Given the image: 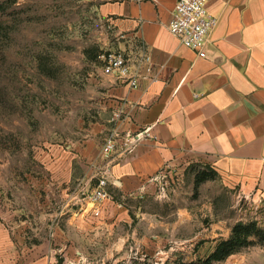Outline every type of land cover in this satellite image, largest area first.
Listing matches in <instances>:
<instances>
[{
	"label": "rangeland",
	"instance_id": "1",
	"mask_svg": "<svg viewBox=\"0 0 264 264\" xmlns=\"http://www.w3.org/2000/svg\"><path fill=\"white\" fill-rule=\"evenodd\" d=\"M100 3L0 0V264H204L253 221L263 234L211 264H264L263 202L206 162L139 189L110 178L93 213L117 50Z\"/></svg>",
	"mask_w": 264,
	"mask_h": 264
},
{
	"label": "crops",
	"instance_id": "2",
	"mask_svg": "<svg viewBox=\"0 0 264 264\" xmlns=\"http://www.w3.org/2000/svg\"><path fill=\"white\" fill-rule=\"evenodd\" d=\"M175 4L101 0L98 8L134 68L149 56L137 88L107 76L109 106L124 110L117 124L123 132L152 127L158 136L124 157L118 149L111 180L139 189L155 175L181 177L206 162L225 185L264 205V0H209L218 24L207 57L170 32Z\"/></svg>",
	"mask_w": 264,
	"mask_h": 264
},
{
	"label": "built area",
	"instance_id": "3",
	"mask_svg": "<svg viewBox=\"0 0 264 264\" xmlns=\"http://www.w3.org/2000/svg\"><path fill=\"white\" fill-rule=\"evenodd\" d=\"M208 3L209 0H176L169 24L170 32L180 39L185 47L195 50L200 57L208 56L207 43L211 32L218 24V17L210 11ZM148 60L149 56L143 55L137 67L134 68L127 54L116 50L105 55L103 73L131 88H137L141 78L140 67L144 61ZM123 113V108L119 107L112 114L115 124L107 134L103 146V154L107 158L106 167L98 184L88 195L89 201L94 204L95 215L101 214V205L109 197L108 186L115 152L120 149L118 155L124 157L133 153L144 141L158 138L152 132V127H145L137 132H123L117 124V121L123 119Z\"/></svg>",
	"mask_w": 264,
	"mask_h": 264
},
{
	"label": "trees",
	"instance_id": "4",
	"mask_svg": "<svg viewBox=\"0 0 264 264\" xmlns=\"http://www.w3.org/2000/svg\"><path fill=\"white\" fill-rule=\"evenodd\" d=\"M262 234L263 230L257 225L256 222H239L234 226L232 235L228 239H224L218 244L216 250L206 259L204 264H211L214 261L227 258L231 254L239 251L240 248L247 246L250 243V237L252 235L259 236Z\"/></svg>",
	"mask_w": 264,
	"mask_h": 264
}]
</instances>
